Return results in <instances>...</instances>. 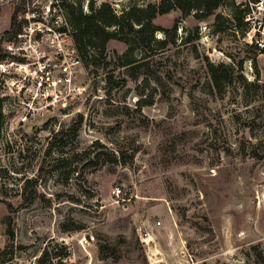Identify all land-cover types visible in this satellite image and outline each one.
<instances>
[{"label":"rangeland","instance_id":"374dc122","mask_svg":"<svg viewBox=\"0 0 264 264\" xmlns=\"http://www.w3.org/2000/svg\"><path fill=\"white\" fill-rule=\"evenodd\" d=\"M76 1L0 0V27L16 3L22 24H65ZM94 1L121 12L160 0ZM234 1L247 0L203 20L158 15L177 24L165 49L111 39L82 59L81 100L0 127L3 264H264V53L252 39L264 40V0L245 36ZM208 63H224L218 84Z\"/></svg>","mask_w":264,"mask_h":264},{"label":"built area","instance_id":"2783aa9c","mask_svg":"<svg viewBox=\"0 0 264 264\" xmlns=\"http://www.w3.org/2000/svg\"><path fill=\"white\" fill-rule=\"evenodd\" d=\"M252 39L264 48L263 39ZM83 68L66 22L25 23L17 31L0 27V127L32 125L81 100Z\"/></svg>","mask_w":264,"mask_h":264},{"label":"trees","instance_id":"16d2710c","mask_svg":"<svg viewBox=\"0 0 264 264\" xmlns=\"http://www.w3.org/2000/svg\"><path fill=\"white\" fill-rule=\"evenodd\" d=\"M259 1L247 0L237 4L235 1L233 2V18L239 21L238 25L241 27L242 36H245L246 32L250 30L249 25L253 20V12H257L255 5H251V3H258ZM224 2L225 0H160L158 3H148L143 6L132 5L118 12L108 1L96 4L94 0H90V10L87 13L83 10L82 0H78L72 3H63L62 8L65 10V20L72 31L81 58L94 59L105 55L107 43L111 39L124 41L131 50L135 44L148 46L156 44L160 49H165L169 44L176 41L177 24L171 29H162L154 21L158 15L179 9L184 18L194 12L196 18L203 20L213 15ZM21 12H24L23 4L16 3L11 16V31H17L21 28L22 22L18 20ZM225 20L226 17L221 14L216 16L215 31L220 32L224 29L221 21L224 22ZM229 23L231 24L232 21ZM158 31L164 34V38L158 39L156 37L155 34ZM253 45L257 51L264 53V48L255 43ZM254 64L257 68V62ZM220 66H224V63H220L218 66L214 63H208L215 84H218L221 77L217 72ZM239 69L243 70L242 61L239 64ZM260 74L257 69V79H259ZM108 82L111 88L117 84L112 76L109 77ZM9 208H11L10 204ZM6 252V249H0V264H3Z\"/></svg>","mask_w":264,"mask_h":264},{"label":"crops","instance_id":"0c3cea01","mask_svg":"<svg viewBox=\"0 0 264 264\" xmlns=\"http://www.w3.org/2000/svg\"><path fill=\"white\" fill-rule=\"evenodd\" d=\"M13 14V13H12Z\"/></svg>","mask_w":264,"mask_h":264}]
</instances>
